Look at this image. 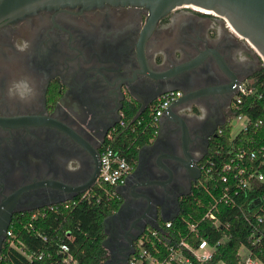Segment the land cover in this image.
<instances>
[{
  "label": "flooded vegetation",
  "instance_id": "flooded-vegetation-1",
  "mask_svg": "<svg viewBox=\"0 0 264 264\" xmlns=\"http://www.w3.org/2000/svg\"><path fill=\"white\" fill-rule=\"evenodd\" d=\"M147 17L143 6L104 2L0 24V249L13 216L87 195L123 109L149 116L163 89L178 94L113 188L109 214L121 209L108 221L109 264H126L138 236L200 188L232 85L262 59L214 12L179 5L149 29Z\"/></svg>",
  "mask_w": 264,
  "mask_h": 264
},
{
  "label": "built area",
  "instance_id": "built-area-1",
  "mask_svg": "<svg viewBox=\"0 0 264 264\" xmlns=\"http://www.w3.org/2000/svg\"><path fill=\"white\" fill-rule=\"evenodd\" d=\"M178 94L174 90H166L154 100L151 109V120L155 125L156 119L166 109L168 104ZM264 96V62L249 78L238 79L231 88V99L226 115L217 127V136L208 153L200 163V190L206 195V208L197 219L185 221L186 232H177V238H163L160 232L168 234L171 219L163 220L160 229L147 228L135 241L132 252L126 264H204L210 259L215 246L226 239L223 235L215 242H208L199 236L198 222L208 219L214 226L220 224L217 216L219 205L235 207L237 215L249 227V233L255 235L253 244H259L263 239L264 228V141L260 136V127L264 121V111L261 116L251 119L248 109H254L255 102ZM232 117L242 118L238 131L231 135ZM126 119L122 115L118 121L124 126ZM227 129V137L220 138ZM99 172L96 183L114 186L120 183L130 169V162L109 144L105 145L98 158ZM84 197L85 195H80ZM64 202V201H60ZM48 203L30 213V218L36 217L47 210H52L54 204ZM196 204L203 203L199 197ZM31 224L28 223L27 226ZM227 226V223L224 224ZM38 233V232H37ZM45 239L44 235H41ZM5 239L9 246L26 256L22 244L14 240L12 230L7 227ZM61 251L66 252L64 243L59 244ZM239 248V247H238ZM248 250V248H247ZM238 253V249H237ZM242 264H257L259 261L248 253L242 257ZM39 257V255H37ZM63 261L75 262L70 255L64 254ZM260 262V261H259Z\"/></svg>",
  "mask_w": 264,
  "mask_h": 264
},
{
  "label": "trees",
  "instance_id": "trees-1",
  "mask_svg": "<svg viewBox=\"0 0 264 264\" xmlns=\"http://www.w3.org/2000/svg\"><path fill=\"white\" fill-rule=\"evenodd\" d=\"M253 108L246 110L251 119L262 115L264 96L255 102ZM134 112L132 107L123 109L126 123L131 120ZM154 128L151 114L136 117L131 124L113 133L108 144L132 163L137 146L148 141ZM259 133L264 141V121ZM226 137L227 129L220 138ZM113 188L114 186L96 183L84 197L77 195L67 201L58 202L52 210L34 218H30L29 212L13 216L8 227L14 234V240L22 244L26 253H32V257L27 259L25 255L9 246L5 239L0 249V264H72L62 260L64 254L70 255L75 264H101L106 257V250L101 246L104 237L102 219L117 207V202L113 199ZM196 197L203 203L196 204ZM206 202V195L200 188H193L188 195L180 199L168 234L160 232L159 235L165 239L177 238V232L184 234L185 221L199 218L206 208ZM217 216L220 221L218 226H214L208 219L200 220L197 225L199 236L208 242L213 243L227 235L226 239L215 246L210 259L204 264H242L237 253L241 244L248 248L251 257L264 264V234L259 244H253L251 241L255 235L249 233L247 223L237 215L235 207L219 205ZM28 223L31 225L27 226ZM225 223L227 226H224ZM262 225L264 228V221ZM41 235H44L45 239H42ZM61 243L66 245V252L60 250Z\"/></svg>",
  "mask_w": 264,
  "mask_h": 264
},
{
  "label": "water",
  "instance_id": "water-1",
  "mask_svg": "<svg viewBox=\"0 0 264 264\" xmlns=\"http://www.w3.org/2000/svg\"><path fill=\"white\" fill-rule=\"evenodd\" d=\"M104 2L113 4H134L145 7L148 13L146 22L148 29L153 26L160 16L179 5L190 4L210 10L222 16L239 35L244 37L257 50L264 62V0H0V24L19 19L43 8H56L64 5L71 6L76 4L88 7L99 5ZM169 73L171 72L169 71L165 74L169 75ZM166 90L169 89L159 91L158 95ZM135 118L136 114L132 116L131 121ZM28 119L31 121L35 120L32 116L28 117ZM10 120L13 124L24 122V120L18 121L11 118L4 119V121ZM221 120L222 119H220L219 122H221ZM53 202H60V200ZM120 209L121 207L115 212L105 215L102 219L104 237L101 240V246L106 250L107 256L101 264H109L113 256L110 244H112L111 242H114L116 238V231L114 228H109L108 221H111ZM177 210L178 209H174L168 215L163 216L162 220L173 218ZM150 226L155 229H160L157 223H153ZM140 232H138V234H140ZM132 250L133 247L127 252V257Z\"/></svg>",
  "mask_w": 264,
  "mask_h": 264
},
{
  "label": "rangeland",
  "instance_id": "rangeland-1",
  "mask_svg": "<svg viewBox=\"0 0 264 264\" xmlns=\"http://www.w3.org/2000/svg\"><path fill=\"white\" fill-rule=\"evenodd\" d=\"M242 121H243V119L242 118H240V119H237V118H235V117H232V120H231V122H232V127H231V135H234L237 131H238V129H239V127H240V124L242 123ZM238 253L242 256V257H246V255H247V253H248V250H247V247L244 245V244H241L240 246H239V248H238ZM221 262H218L217 264H220ZM221 264H223V263H221ZM257 264H262L261 262H257Z\"/></svg>",
  "mask_w": 264,
  "mask_h": 264
},
{
  "label": "bare ground",
  "instance_id": "bare-ground-1",
  "mask_svg": "<svg viewBox=\"0 0 264 264\" xmlns=\"http://www.w3.org/2000/svg\"><path fill=\"white\" fill-rule=\"evenodd\" d=\"M183 5L190 6V7L194 8V9H197V10H200V11L212 12V11H210V10H206V9L201 8V7L194 6V5H190V4H183ZM232 30H233V29H232ZM234 31H235V30H234Z\"/></svg>",
  "mask_w": 264,
  "mask_h": 264
},
{
  "label": "crops",
  "instance_id": "crops-1",
  "mask_svg": "<svg viewBox=\"0 0 264 264\" xmlns=\"http://www.w3.org/2000/svg\"><path fill=\"white\" fill-rule=\"evenodd\" d=\"M221 263H222V262H221ZM221 263H220V264H221Z\"/></svg>",
  "mask_w": 264,
  "mask_h": 264
}]
</instances>
